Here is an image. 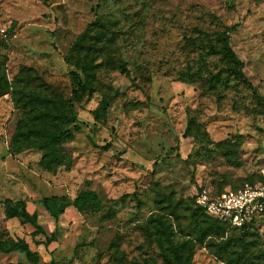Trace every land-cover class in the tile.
Listing matches in <instances>:
<instances>
[{
	"label": "rangeland",
	"instance_id": "1",
	"mask_svg": "<svg viewBox=\"0 0 264 264\" xmlns=\"http://www.w3.org/2000/svg\"><path fill=\"white\" fill-rule=\"evenodd\" d=\"M236 24L237 69L264 97V0H0V231L41 264H165L172 247L191 264H264V218L208 235L195 203L201 187L225 192L264 170V107L221 54ZM86 54L96 81L73 103L76 123L38 118L69 114L67 59ZM45 125L72 133L56 174L41 169L40 150L18 154ZM88 191L99 212L69 208L55 220L40 203ZM6 199L27 201L57 242L39 245L44 235L6 220Z\"/></svg>",
	"mask_w": 264,
	"mask_h": 264
},
{
	"label": "trees",
	"instance_id": "2",
	"mask_svg": "<svg viewBox=\"0 0 264 264\" xmlns=\"http://www.w3.org/2000/svg\"><path fill=\"white\" fill-rule=\"evenodd\" d=\"M46 1V0H45ZM239 24L228 27L227 31L222 38V49L221 54L225 56L228 65L230 67L231 74L243 84L249 86L253 89V94L257 98L261 106L264 107V97L258 96L253 85L244 77L242 71L240 70L243 66V63L236 57L235 52L233 51L230 45L229 34L237 30ZM95 61L90 58L89 54L79 57L77 59L68 58L67 64L70 66V76L72 91L69 99L64 105L65 110L69 112L66 113H54L53 111L43 112L38 115V118L43 121L47 120L51 125L53 124H63V125H72L76 123V113L74 111V101L77 99L83 92H91L93 90L96 74H95ZM121 73L127 75V70L122 64L120 66ZM240 68V69H237ZM34 100L38 101L39 96H34ZM51 125H45L44 128H36L35 133H31L32 130L29 129L25 136L34 135L35 139H31L29 144L26 147H23L18 150V154L25 149L35 148L42 152V159L40 161V167L42 170L56 174L58 170L62 167H66L64 158L61 156L60 151L62 150V145L68 137L72 136L70 131H55L52 129ZM77 131H80V127H75ZM33 140V141H32ZM32 142V143H31ZM236 167L241 166V162L235 165ZM260 176V175H259ZM260 179L261 176L259 177ZM247 182H254L252 179H246L243 182V185ZM241 186L235 187L233 189L239 188ZM223 191H216L215 193L219 194ZM42 208L49 214L50 217L58 220L63 216L67 209L74 208L78 211H84L88 205H91L95 212L101 210V201L96 193L92 191L80 193L74 200H67L65 196H49L41 199ZM196 203V202H195ZM198 207V206H197ZM5 208V218L6 220L17 219L22 225H30L35 231L33 236H38L40 234L45 236V241L39 242V245L49 246L50 244L57 242V235L53 233L50 236L46 235L45 230L39 223V214L37 212L31 213L28 211L27 201L18 200L14 201L11 199H6L4 201ZM199 208V207H198ZM200 209V208H199ZM200 211L204 212L202 209ZM205 213V212H204ZM206 214V213H205ZM200 225L205 226V231L209 234H215L220 237L222 235L223 228H231L239 230L240 232L249 231L253 226L243 227L242 229L232 228L226 223H222L217 219L209 215H205L201 218ZM13 252H18L24 255L27 258L28 263L20 264H41V258L39 254L33 251L29 244L22 240H14L11 238L6 230L0 231V254H11ZM172 255V256H170ZM163 258L165 264H191V257H185L183 251L179 247H172L171 254L163 253ZM52 264V263H50Z\"/></svg>",
	"mask_w": 264,
	"mask_h": 264
},
{
	"label": "built area",
	"instance_id": "3",
	"mask_svg": "<svg viewBox=\"0 0 264 264\" xmlns=\"http://www.w3.org/2000/svg\"><path fill=\"white\" fill-rule=\"evenodd\" d=\"M259 175L262 179L219 194L201 187L195 193L196 205L232 228L254 225L264 218V170Z\"/></svg>",
	"mask_w": 264,
	"mask_h": 264
},
{
	"label": "crops",
	"instance_id": "4",
	"mask_svg": "<svg viewBox=\"0 0 264 264\" xmlns=\"http://www.w3.org/2000/svg\"><path fill=\"white\" fill-rule=\"evenodd\" d=\"M34 213V212H33ZM15 220H17V219H11V220H8V221H12V222H15ZM18 221V220H17Z\"/></svg>",
	"mask_w": 264,
	"mask_h": 264
}]
</instances>
